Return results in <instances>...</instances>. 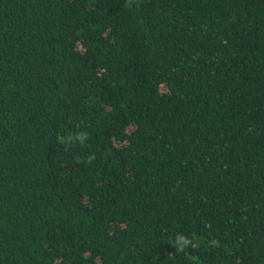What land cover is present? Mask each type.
<instances>
[{"label": "trees", "instance_id": "trees-1", "mask_svg": "<svg viewBox=\"0 0 264 264\" xmlns=\"http://www.w3.org/2000/svg\"><path fill=\"white\" fill-rule=\"evenodd\" d=\"M0 264H264V0H0Z\"/></svg>", "mask_w": 264, "mask_h": 264}, {"label": "clouds", "instance_id": "clouds-1", "mask_svg": "<svg viewBox=\"0 0 264 264\" xmlns=\"http://www.w3.org/2000/svg\"><path fill=\"white\" fill-rule=\"evenodd\" d=\"M180 239H185V237L183 235L180 236ZM183 249V247H181V250Z\"/></svg>", "mask_w": 264, "mask_h": 264}]
</instances>
